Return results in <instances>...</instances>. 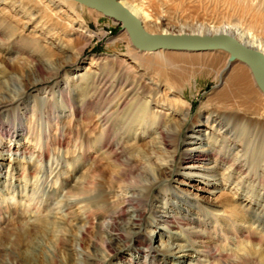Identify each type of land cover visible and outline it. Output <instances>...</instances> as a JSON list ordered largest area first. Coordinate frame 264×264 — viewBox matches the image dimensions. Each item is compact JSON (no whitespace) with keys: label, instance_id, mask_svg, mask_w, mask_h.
Instances as JSON below:
<instances>
[{"label":"rangeland","instance_id":"rangeland-1","mask_svg":"<svg viewBox=\"0 0 264 264\" xmlns=\"http://www.w3.org/2000/svg\"><path fill=\"white\" fill-rule=\"evenodd\" d=\"M125 1L140 7L148 15L149 18L146 17L142 20L150 31L202 30L203 32H216V29L225 28L242 40L264 48V19L258 21L259 14L264 13V0ZM14 2L15 0H0V17L10 18L16 29V32L12 33L7 31L6 27H1L0 30L5 33L4 39L7 38V41L3 44L0 43V45L3 48L17 46L19 49H23L22 43L25 40L22 36H24L27 40L31 39L29 41L32 45H36L34 40L40 41L46 48H51L50 50L55 52V55L42 57L36 52L33 54V46L28 45L24 47L27 52L23 53L22 50V53L10 55L14 58L10 60L8 54H4L5 52L0 48V84L2 85L0 96L10 95L9 97H13L19 93L18 90L16 93L13 90L22 87L24 91L20 93V96H23V101L27 104L26 108L18 105L9 106L6 110L0 111V114L4 119L13 118L14 122L17 123L19 121L18 116L24 113L29 117V121L31 110L35 108L38 114L32 119L36 122L37 131L39 130V132L29 133L30 123L28 125L26 123V129L19 136L4 138L3 145L0 147L2 151L0 153V264H81L85 258L89 262H86L87 264H144L145 256L144 254L138 255L136 248L141 245L139 243L143 242L155 251L153 264H202L203 258L199 257L201 255L199 249L205 244H201L199 241L194 242L192 234H188L192 230L198 232L200 230L201 232L202 225L199 228L197 221H194L192 225L195 228H191V230L188 227L192 225L188 224H182L180 227L169 226L166 223L157 225L156 220L160 217L169 218L171 215L181 218L192 216L195 220L207 216L208 222L217 217L222 219L221 221L218 220L221 226H223L224 218L228 223L234 221L238 227L248 231L247 235L250 232L253 236L247 239L243 238L246 235L244 234L243 237L233 240L231 245L218 244L219 247L226 248L228 252L220 257L223 262L212 261L213 263L209 264H234L238 260L246 262V264H264V211H262L261 206L255 205L254 199H251L255 197L249 193L247 194L250 197H233L235 190L232 191V188L236 182L231 185L227 182V184L216 185L217 187L212 188V183L207 181L208 174H216L215 178H212L215 180L214 182L216 179L223 181L221 173L225 164L216 166L208 172L204 168L203 162L194 161L193 164H190L191 161L181 160L182 154L191 146L189 138L193 128L189 127L190 120L183 130L177 157L174 158L176 161H172L174 168L169 171L167 178L162 180V183L168 184V187L162 189L161 185H157L150 192L148 209L140 228L125 233L119 243L114 244L115 248L106 250L107 248L103 249L100 242L103 241L102 238L108 239L109 234L105 230L107 227H100L105 222L104 219H100V213H96L84 238H81L83 235L82 230H80L81 223L73 220L71 222L73 225L61 224L62 216H66L67 213L63 198L68 190L74 189L82 181L86 169L94 163L93 157H88L86 160L80 157L79 143L83 144L82 137H87L86 141L88 140L90 145H94L96 136L102 128L98 129L99 127L96 126L94 120L87 117L88 115L68 123V120L72 117L75 118V116L69 106L64 103L60 91L68 89L74 100L81 103L85 99L84 93L90 85L91 78L96 73H100L104 65L112 66L114 63V65L119 66L123 63L124 66V63H128L135 70L132 69L131 75L135 74L136 71L139 72L137 60L132 58V53L137 52L141 55L142 51L133 46L121 22H116L106 15H99L87 7L76 4V6L69 8L60 0H55L56 6L44 8L40 0H35L28 5L26 4L25 9L21 10L17 7L19 2L15 4ZM37 8L38 11L39 9L44 11L37 13ZM61 8L63 11L59 12ZM30 13L41 14L44 19L47 17L53 23L49 27L48 25L43 27L40 22L42 17L37 20H30ZM73 17H83L85 23V25L82 24L83 28L90 29L95 35L88 43L85 41L87 44L81 54H79L78 46H82L84 40H79L73 31L65 29L68 26L66 22L68 23ZM248 33H252V35ZM59 34L61 35L60 38ZM17 37L20 40H17ZM57 37L58 39H56ZM11 38H14V44L10 41ZM27 53L35 55V58H28ZM169 59L176 60L180 66L186 67L187 70L185 78L180 77L184 80H181L183 90L170 93L169 100L179 97L189 101L192 105L191 119L203 107L215 108L216 104L213 100L217 99V94L224 85L223 82L218 81L217 75L226 60V53L206 52ZM35 60L45 64H48L46 61L48 60L49 63L58 68V73L45 76L48 80L45 83L31 85V79L41 78L36 73ZM142 70L140 71L144 72ZM246 70L250 81L256 87V81H254L251 70L248 68ZM159 79L163 83L167 82L164 77L163 79L159 77ZM4 82L12 91L4 89ZM163 83L155 96L156 99L162 100L161 102H165L166 92L169 91V87ZM49 97H52L51 102L48 100ZM146 99L151 100L152 98L147 96ZM256 99L257 107H263L264 98L256 95ZM48 101L51 106L47 110L57 114L60 118L51 121L49 127L45 119L47 114L43 113L47 106L44 103L46 104ZM150 105L154 112L151 116V118L154 116L153 122L136 125L134 131L123 136L124 145L132 148L134 152L131 151V153L137 156L142 153V146L149 145L154 137L157 138L158 136L155 121L158 120L160 112L157 114V110H161L162 113L167 111L166 106L155 103H150ZM26 110H28V114L25 112ZM259 114L263 115L262 112L250 113L249 115L258 117ZM167 115L168 124L169 121L170 123L182 121V114L168 113ZM22 120L25 124L27 117ZM58 122L59 125H57ZM67 126H71L72 133L65 136L63 130L68 131ZM208 129L207 126H200L202 141L200 144L199 140L198 144L201 147L205 146L204 143L208 141L207 137L210 136ZM43 135L51 139L50 144L44 137L41 145L35 142V138H41ZM11 139L16 142L18 150H15L16 148L13 151L6 150L11 144ZM60 140L63 142L62 146L59 145ZM47 143L49 146H46ZM85 144L88 146L87 142ZM44 147H47V150H43ZM35 148H41L44 152L47 151L46 158L38 161L37 154H32ZM100 154V160L106 161L107 156L101 152ZM169 155L168 153H165L164 156L152 154V160L163 164L165 156ZM210 165L206 164L208 167ZM104 166L101 167L105 168ZM102 187L108 188V185ZM106 190L102 188L101 198L104 194H106V198L100 199V205L104 207L110 203L108 205L110 210L116 211V198L110 191ZM221 192H228V196L231 195V197L227 196L228 199L226 197L225 205L213 206V201ZM94 194L96 193H92V196ZM9 196L14 197V199H9ZM263 197V193H261L259 199L261 200ZM72 198L73 202L77 200L74 199L75 197ZM249 200H252V204ZM76 205L74 210L78 212L81 209ZM51 206L54 207L52 215L56 216L49 215L48 210ZM202 208L205 211L199 214L198 210L203 211ZM103 211L105 209H102ZM258 218L262 219L261 225H259L260 220H257ZM118 225L115 228L118 232L123 233L124 225ZM62 226L69 233V243L60 241L59 229ZM169 249H172L173 253H166ZM131 259L137 262H129ZM206 260L204 261L205 264Z\"/></svg>","mask_w":264,"mask_h":264},{"label":"bare ground","instance_id":"bare-ground-1","mask_svg":"<svg viewBox=\"0 0 264 264\" xmlns=\"http://www.w3.org/2000/svg\"><path fill=\"white\" fill-rule=\"evenodd\" d=\"M34 1L35 0H15L14 4L19 2L17 7L24 10L26 4L28 5V3ZM60 1L65 3L69 8L79 4L91 9V11H96L99 15H105L103 12L89 7L77 0ZM122 1L132 9L142 22L148 17L140 7L130 4L128 1ZM40 2L44 5V8L56 6L55 0H40ZM43 11L40 9L38 11L37 8V13H42ZM62 11L61 8L59 12ZM30 16V20H37L42 17L40 22L43 27L46 25L49 27L53 23L52 20L47 17L44 19V16H41V14L34 15L33 13H30ZM262 18L264 19V13L259 14L258 21H261ZM83 20V17H73L68 23L66 22L68 26H65V29L73 31L76 34V38L84 40L83 45L78 46L79 54L82 53L86 44L95 36L90 29L83 28V25H85ZM1 27H6L7 31L12 33L16 32L10 18L0 17V28ZM124 30L129 36L127 30ZM215 31L228 30L224 28L216 29ZM199 32L203 31L200 30ZM4 34L5 33L0 30L1 44L7 41V38L4 39ZM248 34L252 35V33ZM60 36L61 35L59 34V38ZM22 37L25 40L22 43L23 49H19L17 46H7L3 48L2 45H0V48L5 52L4 54H8L10 60L14 59L11 56L15 53H22V50L23 53L27 52L24 50V47L28 45L30 47L33 46V54L36 52L37 55H42V57L55 55V52L50 50L51 48H46L40 43V41L34 40L33 42L36 45H32L29 41L31 39L27 40L26 37ZM13 39L14 38H11L10 41L14 44L15 40ZM56 39H58V37ZM17 40H20V38L17 37ZM85 41L87 43H85ZM46 42H48V40H46ZM250 44H252V42H250ZM254 46L264 50L262 46ZM135 48L138 49L137 47ZM140 51H142L141 55L137 54V52H133L132 58H134L135 61L137 60L136 64L138 65V68L140 70L143 68L142 71L144 72L139 70V72L136 71L134 72L135 74L131 75V72L134 69L128 63H124V66L123 63L119 66L114 65V63L112 66L104 65L103 70L100 73H96L91 78L90 85L87 88L86 93H84L85 99L81 103H77L74 100L72 94L68 92V89H62L60 91L64 103L69 106L71 112L75 116V118L72 117L69 119L68 123H72L74 119L77 120L79 117L81 118L88 115L87 117L94 120L96 126L99 127L98 129L102 128L96 136V143L94 145H90L91 143L88 140L86 141L87 137H82L83 144L79 143L81 148V154H79L80 157L83 160H86L88 157H93L94 163L86 169V174H83L82 181L76 185L74 189L68 190L66 196L63 198L65 211L67 213L66 216H62L61 224L73 225L71 223L73 220L77 223H81L82 226H80V230H82L83 234L81 238H84L85 234L89 231L96 213H100V219L105 220L100 227H107L105 230H107L109 234L108 239L102 238L103 241L100 242L102 248H107L106 250L115 248L114 244L117 242L119 243L125 233H130L131 231L140 228L141 225H143L146 210L148 209V196L150 192L157 185H161L162 189L168 187V184H163L162 180L166 179L167 174L170 173L169 171L174 168V162L172 161H176L174 158L177 157L176 155L180 146L181 136L189 120L191 122L189 127L193 128L192 134L189 138L191 146L190 149H187L182 154L181 160L188 162L191 161L190 164H193L194 161L203 162L204 168L208 172L212 171L216 166L225 164L223 172L221 173L224 182L220 181V179H216V182H214L215 180L212 178H215L216 174L209 173L208 178L206 177L208 179L207 181L212 183V188L214 189L217 186L227 184V182H229L230 185L236 182L235 186L232 188V191L235 190V193L232 196L244 198V196L250 197L249 194H251L255 197L251 198L255 200V205L261 206L262 211H264V197L261 200L259 199L261 193H263L264 196V105L259 108L256 105V95L257 97L264 98V92L259 87V89L256 88L258 86L257 83V86L255 87L254 83L250 81V77L246 70V68L250 70L248 65L240 60H232L230 54L221 49L204 51L167 49ZM206 52L226 53V60L217 75L218 81L223 82L224 85L217 94V101L213 100L215 101L216 107L213 109L203 107L200 112L191 119L192 105L189 101L182 100L179 97L178 99L169 100L170 93L183 90L181 84V80L183 79L180 77L185 78L187 71L186 67L180 66L176 60H171L169 58ZM33 54L27 53L28 58L31 57L34 59L35 55ZM46 61L48 64L35 60L36 73L41 78L36 80L31 79V85L45 83L48 81L45 76L58 73V68L49 63L48 60ZM159 77L161 79L164 77V79H167V82L163 83ZM162 83L169 87V91L166 92L165 102H161L162 100L155 98L158 93L157 90ZM3 85L5 90L12 91L11 88L6 85V82H4ZM0 87H2L1 84ZM17 90L19 91V93L16 94L17 96H0V111L3 109L6 110V108L12 105L27 107L26 102L23 101V96H20V93L24 90L21 87L20 89L13 90V92L16 93ZM147 96L152 99L147 100ZM49 98L50 99L48 100L51 102L52 97ZM143 99L145 100L143 101ZM50 102L48 101L46 104L44 103V105L47 106L45 111H43V113L47 114L45 119L47 120L48 127L50 126L51 121L60 119L57 114L50 113V110H47V108L50 109ZM150 103L166 106L167 111L162 113L161 110H157V114L160 112L158 114L159 117L156 121L154 118V121L158 136L157 138L154 137V140L152 141L153 143L151 142L152 145L149 143L147 146H142V153L137 156L132 154L134 152L132 151V148L124 145L123 136H125L124 134L126 133L134 131L136 125L153 122L154 116L152 118L151 116L154 112L152 111ZM25 112L28 114V110ZM258 112H262L263 115L259 114L258 117H252L249 115L250 113ZM168 113L182 114V121L177 123H170L169 121L168 124ZM30 114L33 117L30 115L31 119H29V121V117L24 113L21 114V116L19 115V121L17 123L14 122L13 118L4 119L0 114V147L3 145L2 141L4 138H14L19 136L26 129V123L27 125L30 123L29 133L37 131V126L35 125L36 122L32 118H35L38 111L33 108ZM26 117L27 122L24 124L21 119H26ZM57 125H59V122ZM202 125L209 127L208 133L210 134V136L207 137L208 141L204 143L205 146L203 145L204 147H201L198 144L199 140L200 144L202 141V134H200V126ZM70 127L71 126L66 127L68 128V131L66 129L63 130V135L67 136L72 133ZM37 132H39V130ZM43 137L44 135L41 136V138H35V142L41 145ZM44 139H46L48 143L51 141L49 137H44ZM85 141L88 143V146L85 144ZM10 142L11 144L6 150L13 151V149L16 148V142L13 141V139H11ZM48 143L46 146H49ZM12 145H14V147H12ZM59 145H63L61 140L59 141ZM15 150H18V148ZM43 150H47V147H44ZM43 150L41 148H35L34 152L32 151L33 155L37 154L36 158H38V161L43 160L47 156V151L44 152ZM1 152L0 149V153ZM100 152L107 156L106 161L100 160ZM165 153L170 155L167 157L165 156L163 164L152 160V154L164 156ZM206 164L211 165L208 167ZM102 165H105V168H102ZM236 177L238 178L237 180ZM239 177H241L240 179L242 180H240ZM104 185H108V188L110 189L102 187ZM102 188L107 189L106 191H110L113 197L116 198H114L117 202L116 211H112L113 209L110 210V206H108L110 203L106 204L104 207L100 205V199L106 198V194H102L103 197L101 198V192H103ZM92 193L96 194L92 196ZM228 195V192H221L213 201V206L218 207L220 204L225 205V199ZM72 197H75L74 199L77 200L73 202L71 200ZM228 197H231V195ZM12 198L14 199V197L9 196V199L12 200ZM27 199L29 200V197H27ZM249 202L251 203L252 200H249ZM75 204H77L76 206H79L78 208L81 209L80 211L77 212L74 210ZM53 208L54 207L52 206L49 207L48 213L50 216H56L52 215L54 213ZM102 209H105V211L102 212ZM204 211L205 209L203 211L199 209L198 213L201 214V212ZM174 217L176 218L174 219ZM206 218L207 216L203 219L195 220L192 216L181 218L176 215H171L169 218L160 217L156 222H158L157 225L166 223L169 226L176 225L177 227H180L182 224L192 225L194 221H197L199 228L202 225L203 229L201 232L200 230L199 232L197 230L188 232L189 235L192 234L194 237V242L199 241L201 244H205L199 249V252L201 253L199 257L203 258L202 264H205L204 261L206 259V264L213 263L212 261H222L220 257L226 255L228 251L226 248L219 247L218 244L231 245L233 240L243 237L244 234L246 235L243 238L250 239V237H253L250 232L249 235H247L248 231L238 227L234 221L228 223V221L223 218V226H221L218 220L221 221L222 219L216 217L211 219V222L210 220L208 222ZM257 220L260 219L258 218ZM118 224L124 225L125 229H123V233L118 232L115 228L119 226ZM261 224L262 219L260 220L259 225ZM188 228L191 230V228L193 229L195 227L192 225ZM102 230L104 229L102 228ZM115 231H117V233H115ZM59 234L60 241L63 240L69 243V233L66 228L62 226L61 229H59ZM143 243H139V245H141L136 247L137 254H144V264H153V262H155V251L145 242ZM167 252L173 253L172 249H169L166 253ZM166 253L164 254L166 255ZM86 262L89 263L85 258L81 264H85ZM129 262L136 263L137 261L131 259ZM241 263L246 264V262H240V260L234 264Z\"/></svg>","mask_w":264,"mask_h":264},{"label":"water","instance_id":"water-1","mask_svg":"<svg viewBox=\"0 0 264 264\" xmlns=\"http://www.w3.org/2000/svg\"><path fill=\"white\" fill-rule=\"evenodd\" d=\"M122 23L132 44L140 50H225L232 60L248 65L258 87L264 92V50L227 31H160L146 28L144 23L122 0H77Z\"/></svg>","mask_w":264,"mask_h":264}]
</instances>
